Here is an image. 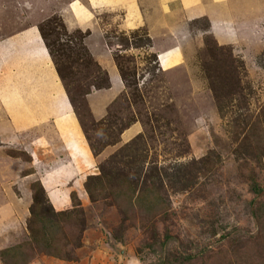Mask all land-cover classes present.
<instances>
[{"label":"rangeland","instance_id":"obj_1","mask_svg":"<svg viewBox=\"0 0 264 264\" xmlns=\"http://www.w3.org/2000/svg\"><path fill=\"white\" fill-rule=\"evenodd\" d=\"M0 264H264V0H0Z\"/></svg>","mask_w":264,"mask_h":264},{"label":"crops","instance_id":"obj_2","mask_svg":"<svg viewBox=\"0 0 264 264\" xmlns=\"http://www.w3.org/2000/svg\"><path fill=\"white\" fill-rule=\"evenodd\" d=\"M207 17V16H206ZM13 49V48H12ZM7 50V49H6ZM15 50H19L17 47H15V49H13L14 53H12L10 51V49H8L7 51L11 54V56H14V54H16Z\"/></svg>","mask_w":264,"mask_h":264}]
</instances>
